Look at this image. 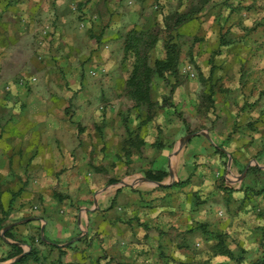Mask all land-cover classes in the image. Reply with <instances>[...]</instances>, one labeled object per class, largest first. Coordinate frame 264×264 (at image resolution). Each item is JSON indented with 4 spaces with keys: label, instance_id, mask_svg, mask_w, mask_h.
<instances>
[{
    "label": "crops",
    "instance_id": "obj_1",
    "mask_svg": "<svg viewBox=\"0 0 264 264\" xmlns=\"http://www.w3.org/2000/svg\"><path fill=\"white\" fill-rule=\"evenodd\" d=\"M216 1L0 0V223H4V232L22 239L4 242L23 252L30 248L29 242L38 245L35 236L40 238L42 229L45 241L39 248L52 247L51 256L27 258L26 262L219 263L211 257L204 261L188 244L172 247L158 233L162 226L155 224L146 231L134 227V237L122 246V231L129 227L122 228L119 209L105 210L110 200L118 198L116 191L122 183H114L119 186L112 191L103 187L113 177L108 173L111 170L120 177L122 169H159L166 174L163 179L168 178V185L175 181L167 170L171 165L177 168V179L188 171L184 165L190 156L187 144L182 148L181 166L177 165L176 149L169 151L167 144L153 159L150 136L144 131L137 137L136 133L129 135L121 123V114L131 107L123 96L128 66L122 64V57L124 38L133 29L170 24L177 28L171 32L175 42L206 33L213 48L234 64L235 78H239L242 64L255 71L246 82H224V87L240 94L238 102L234 100L237 93L229 92L226 105H244L242 100L247 97L242 94L248 90L246 95L251 94V99H257L254 103L263 108L258 98L264 90L263 21L243 10L246 0H224L226 15L221 20ZM250 3L258 9L264 0ZM190 9H195L192 21L186 14ZM222 36L227 50H222ZM202 50L200 56L211 54ZM247 116L263 121L264 110ZM225 134L211 137L219 139L217 143ZM163 138L170 142L174 137ZM200 148L206 152L207 146L195 142L189 149L193 156H202ZM216 148L229 162L231 149ZM126 177L131 180L124 186L131 188L155 182L137 171ZM89 222L94 225L88 227ZM82 229L87 231L81 233ZM230 248L231 256L235 250ZM14 259L4 264H12ZM224 261L222 264L228 259Z\"/></svg>",
    "mask_w": 264,
    "mask_h": 264
},
{
    "label": "rangeland",
    "instance_id": "obj_2",
    "mask_svg": "<svg viewBox=\"0 0 264 264\" xmlns=\"http://www.w3.org/2000/svg\"><path fill=\"white\" fill-rule=\"evenodd\" d=\"M250 1L253 2L246 0L242 8L249 16H258L263 21L261 26L264 31V5L254 9ZM216 2L219 19L222 20L226 15L223 9L225 1ZM194 13L195 9L186 13L188 21L193 19ZM182 21L188 22L186 19ZM174 27L165 24L162 28L133 29L134 34L132 30L126 34L122 64L128 66V77L123 96L131 107L121 114V123L129 135L136 133L137 137L138 133L144 131L150 136L153 159L160 155V149H164L166 144L169 151L173 152L181 139L190 136L183 144V147L188 145L190 154L184 164L188 171L184 173L183 179H177V168L171 165V169L167 170L175 181H170L169 185L166 184L167 178L150 183L149 186H121L116 191L119 201L118 198L110 200L105 210L119 209L122 228L129 227V230L122 231V246L134 237V227L146 231L148 226L155 224L162 226V229H157L158 233L171 242L172 247L188 244L190 251L205 258L204 261L211 257L222 264L226 262V257V264H264V120H254L247 116L264 110V90L258 96L262 100L261 109L254 103L257 99H251V94L246 95L248 90L242 94L243 98L247 97L242 100L246 105H226L225 96L229 92L237 93L234 99L237 101L240 100V94L237 89L224 87V82L235 79L248 81L255 75L253 66L242 64L237 73L239 78H235L232 74L234 64L224 53L213 48L205 31L204 36L198 35L194 40L181 39L175 42L171 38V32L177 30ZM220 29H223V25ZM224 40L222 36V50H227L228 43ZM203 48L212 55L200 56L199 52L203 53ZM186 65L191 66L193 77L183 73ZM222 133H226L225 139L215 143L220 140H213L211 136ZM169 134H173L174 138L165 142L163 136ZM195 142L207 146L206 152L204 146V149L198 150L205 157L193 156L194 152L189 148ZM217 146L226 151L231 149L229 162ZM182 148L176 153V157H179L177 165L180 166ZM123 156L128 160L126 153ZM156 163L155 159L154 165ZM158 170L122 169L120 177L111 170L108 173L113 177L103 185L106 188L104 191H112L119 186L114 183H129L131 179L124 176L132 172L142 173L144 177L145 172L155 174ZM144 178L148 179L146 176ZM242 183L249 186V189L239 191L244 187ZM244 194L249 197L244 199ZM89 225L94 224L89 222ZM3 230L4 223H0V264L11 260L1 262L10 251V244L4 240L22 241L14 239L13 236L17 235L12 233L4 238L6 232ZM85 230L82 229L81 233ZM35 239L38 245L33 246L29 242L30 248H25L24 252L20 248L21 254L24 253L20 260L29 254L28 258L32 260L40 255H52V247L51 250L39 248L44 245V235L41 234L39 238L37 234ZM228 247L235 250L231 256ZM21 264L29 263L25 259Z\"/></svg>",
    "mask_w": 264,
    "mask_h": 264
},
{
    "label": "trees",
    "instance_id": "obj_3",
    "mask_svg": "<svg viewBox=\"0 0 264 264\" xmlns=\"http://www.w3.org/2000/svg\"><path fill=\"white\" fill-rule=\"evenodd\" d=\"M133 34L135 33V30H132L131 31ZM138 69V67L136 68ZM147 69V68H146ZM138 71V70H137ZM223 155V154H222ZM224 156V155H223ZM165 173L164 172H157L155 174H152L150 172H146L145 173V176L149 179V180H152V181H155V182H159L161 181L164 177H165ZM245 189H249V187H245V188H240L239 191H246ZM263 190V189H262ZM257 195L259 194V192L256 193ZM249 195L247 194H244V199L248 198ZM9 235V231L6 232L4 234V238L7 237ZM10 246V251L6 254V256L1 260L2 261H6V260H9V259H12L18 255H20L22 253V250L20 248H18L16 245H9ZM30 255V254H29ZM29 255H26L24 256L21 260L19 261H16L12 264H21L25 259H27L29 257ZM255 264H259V263H255Z\"/></svg>",
    "mask_w": 264,
    "mask_h": 264
},
{
    "label": "water",
    "instance_id": "obj_4",
    "mask_svg": "<svg viewBox=\"0 0 264 264\" xmlns=\"http://www.w3.org/2000/svg\"><path fill=\"white\" fill-rule=\"evenodd\" d=\"M188 138H190V136H188L187 138H183V139H181L180 140V142H179V145L177 146V148H176V150H175V153H177V152H179L180 151V149L183 147V144H184V140H187ZM208 138V137H207ZM247 169V168H246ZM246 169L244 170V172L242 173V176H244V174H245V172H246ZM146 181H148V180H146ZM156 185H161L160 183H155ZM125 184L124 183H122L121 184V186H124ZM6 230V228H4V230L3 231H5ZM43 233V229L41 230V234ZM24 254V253H23ZM23 254H21L19 257H17V258H15L12 262H10V263H13V262H15V261H17Z\"/></svg>",
    "mask_w": 264,
    "mask_h": 264
},
{
    "label": "built area",
    "instance_id": "obj_5",
    "mask_svg": "<svg viewBox=\"0 0 264 264\" xmlns=\"http://www.w3.org/2000/svg\"><path fill=\"white\" fill-rule=\"evenodd\" d=\"M182 71H183L184 74L188 75L189 77H193L194 76V74L192 72V68L189 65L184 66ZM32 81H34V79H32Z\"/></svg>",
    "mask_w": 264,
    "mask_h": 264
}]
</instances>
